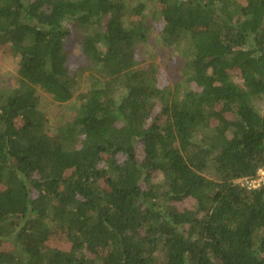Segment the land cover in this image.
Instances as JSON below:
<instances>
[{
    "label": "trees",
    "instance_id": "16d2710c",
    "mask_svg": "<svg viewBox=\"0 0 264 264\" xmlns=\"http://www.w3.org/2000/svg\"><path fill=\"white\" fill-rule=\"evenodd\" d=\"M131 1L0 0L18 59L0 85V264H264V185L240 183L264 170V0H157L183 95L138 62L150 29ZM40 90L76 104L54 133Z\"/></svg>",
    "mask_w": 264,
    "mask_h": 264
},
{
    "label": "rangeland",
    "instance_id": "374dc122",
    "mask_svg": "<svg viewBox=\"0 0 264 264\" xmlns=\"http://www.w3.org/2000/svg\"><path fill=\"white\" fill-rule=\"evenodd\" d=\"M147 8L143 12V20L148 26L149 32L146 38L137 45V60L141 67H154L157 70L159 85L168 86L179 95H183L191 86L182 82L181 67L184 63L181 47H165L160 41L161 20L157 19L159 3L157 0H146ZM137 1H131V6H135ZM157 13V14H156ZM132 16H127V23L130 24ZM69 51L68 66L71 71L85 68L87 61L84 58L79 38L77 34L67 41ZM18 59L14 57L7 49L0 48V85L5 88H12L17 79ZM87 75V73H86ZM85 75V76H86ZM194 89V88H193ZM84 90L82 84L80 91ZM79 91V92H80ZM40 99V109L46 113L49 120L50 132L61 123L70 121L75 115V106L73 102L60 104L55 102L52 97L43 90L38 92ZM258 109L264 111V105L258 103ZM55 237L50 238V245L66 249L67 245L59 243ZM69 249V248H68Z\"/></svg>",
    "mask_w": 264,
    "mask_h": 264
},
{
    "label": "built area",
    "instance_id": "2783aa9c",
    "mask_svg": "<svg viewBox=\"0 0 264 264\" xmlns=\"http://www.w3.org/2000/svg\"><path fill=\"white\" fill-rule=\"evenodd\" d=\"M243 187L248 189H256L264 185V170H260L256 177L250 179H244L240 181Z\"/></svg>",
    "mask_w": 264,
    "mask_h": 264
}]
</instances>
